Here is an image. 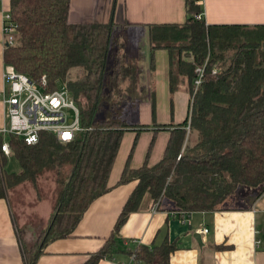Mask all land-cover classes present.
<instances>
[{
  "label": "trees",
  "instance_id": "trees-1",
  "mask_svg": "<svg viewBox=\"0 0 264 264\" xmlns=\"http://www.w3.org/2000/svg\"><path fill=\"white\" fill-rule=\"evenodd\" d=\"M195 1L185 0L188 15L183 23L147 25L150 69L154 52L165 49L171 99L181 89L189 94L188 117L171 130L158 162L149 165L145 160L131 168L127 159L119 183L135 186L112 237L83 264L110 258L117 250L114 235L146 197L161 209L188 215L240 209L244 188L255 190L246 195L249 203L264 192V24H205L195 17L201 13ZM69 3H7L15 29L13 43L4 47V63L31 80L45 77L50 85L65 84L85 128L67 144L46 132L34 145L9 139L21 171L6 173V182L34 181L44 172L54 173L57 182L43 238L39 244L23 243L24 264H34L48 241L70 236L90 203L109 190L107 179L123 133L149 128L132 122L146 90L139 83L137 58L124 51L120 36L114 34L112 17L107 22L72 23ZM197 67L203 69L198 85ZM150 95L154 118L153 89ZM155 126L154 130L168 129L171 124ZM175 249L174 242L164 241L141 245L131 253L143 264H169Z\"/></svg>",
  "mask_w": 264,
  "mask_h": 264
},
{
  "label": "crops",
  "instance_id": "crops-1",
  "mask_svg": "<svg viewBox=\"0 0 264 264\" xmlns=\"http://www.w3.org/2000/svg\"><path fill=\"white\" fill-rule=\"evenodd\" d=\"M3 1L0 2V92L5 87L2 14L8 9V0ZM195 4L200 7L205 24H264V0H196ZM187 15L185 0H70L69 22H107L112 17L117 25L114 34L124 40L127 54H130L126 48L128 31L136 34L131 56L137 58L139 83L147 92L132 122L149 128L139 133L133 130L123 133L107 179L109 190L90 203L70 236L48 241L40 248L34 264H83L90 254L100 250L112 237L116 219L135 186V182L119 183L127 159L131 168L140 167L145 160L149 165L158 162L171 130L188 117L189 94L181 89L171 99L165 49L154 52V69H150L147 30L150 24L183 23ZM5 122V107L0 97V126ZM169 123L168 129L154 130L155 125ZM187 126L184 144L189 135ZM251 190L244 188L242 192ZM145 199L142 207L131 212L114 235L117 250L98 264H118L139 246L159 245L164 241L176 245L169 264H264V192L254 201H246L240 209L190 212L184 221L174 211L161 209L157 203ZM16 219L7 196L0 194V264H24L23 243L32 245L38 240L40 232L37 234L33 229L21 240ZM34 235L36 239L32 241ZM256 239L260 240L259 245L255 244ZM115 256L119 257L116 261ZM138 264L143 263L138 261Z\"/></svg>",
  "mask_w": 264,
  "mask_h": 264
},
{
  "label": "built area",
  "instance_id": "built-area-1",
  "mask_svg": "<svg viewBox=\"0 0 264 264\" xmlns=\"http://www.w3.org/2000/svg\"><path fill=\"white\" fill-rule=\"evenodd\" d=\"M1 2L3 0H0ZM202 17V13L195 16ZM15 26L10 13L2 14L4 43H13ZM195 84L201 80L203 69L196 68ZM5 87L0 92L5 107L6 122L0 126V157H9L12 153L9 139L17 137L26 145L38 142L42 132L55 136L59 143L67 144L75 140L85 130L80 124L79 107L72 98L71 92L62 82L50 85L45 77L31 80L26 74L18 72L11 64H5L3 72ZM189 132V126H187ZM179 158V156L177 157ZM182 221L187 220L184 212H173ZM207 232V229H203ZM259 245L260 240L256 239ZM118 264H138L133 253L127 260Z\"/></svg>",
  "mask_w": 264,
  "mask_h": 264
},
{
  "label": "rangeland",
  "instance_id": "rangeland-1",
  "mask_svg": "<svg viewBox=\"0 0 264 264\" xmlns=\"http://www.w3.org/2000/svg\"><path fill=\"white\" fill-rule=\"evenodd\" d=\"M128 32L129 39L128 47L126 48L127 51L130 52L128 55L131 56V47L132 45H135L137 36L134 34V31L129 30ZM126 35L127 34H124L125 37ZM123 42L124 40L120 38V44ZM129 119L130 118H128V120ZM20 171L21 166L16 156L13 155V152L7 158L0 157V194L7 196V199L16 214L18 235L21 237V240L25 238V234L27 235L29 230L33 229L37 230V234L40 232L37 240L39 244L43 238V232L48 226L49 216L53 212L57 190L56 176L52 172H44L34 181L24 180L19 183L6 182V173H19ZM253 191L255 190L240 193L245 201L242 203V200L240 199L239 201H241V204L239 203L238 206H243L248 200L246 195H250ZM146 199L148 200V197H146ZM36 235L33 236L32 241L36 239ZM28 245H30V243H28ZM118 258V256H115L114 260L116 261Z\"/></svg>",
  "mask_w": 264,
  "mask_h": 264
},
{
  "label": "water",
  "instance_id": "water-1",
  "mask_svg": "<svg viewBox=\"0 0 264 264\" xmlns=\"http://www.w3.org/2000/svg\"><path fill=\"white\" fill-rule=\"evenodd\" d=\"M197 237V236H196Z\"/></svg>",
  "mask_w": 264,
  "mask_h": 264
}]
</instances>
